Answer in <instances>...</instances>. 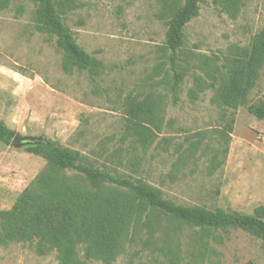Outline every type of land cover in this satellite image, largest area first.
Masks as SVG:
<instances>
[{
	"label": "rangeland",
	"instance_id": "374dc122",
	"mask_svg": "<svg viewBox=\"0 0 264 264\" xmlns=\"http://www.w3.org/2000/svg\"><path fill=\"white\" fill-rule=\"evenodd\" d=\"M74 0L61 15L75 43L100 61L95 78L86 72L67 75L56 38L35 28V6L29 0H8L0 9V122L27 139L20 146L0 143V210L45 168L43 158L25 151L27 144L49 141L76 152L79 161L112 175L143 182L162 199L181 207L221 209L243 215L264 206V121L245 107L236 111L211 102L212 89L189 97L195 77L221 67L233 48H246L264 29V0H240L235 16L200 0L199 15L183 30L177 56L183 70L178 99L169 92L170 52L163 51L168 23L183 0ZM209 60L205 66L200 60ZM147 96L159 102L160 131L142 149L128 130L127 106ZM264 102V66L259 70L247 105ZM231 124L227 154L219 132ZM202 134L195 137V134ZM199 141L189 156L191 142ZM219 153L222 165L210 162ZM82 182L75 172H65ZM149 229L139 223L122 241L112 264H168L160 253L164 243L180 249L178 264H264V241L241 230L218 231L199 255L197 228L181 226L164 215ZM0 264H58L55 251L39 253L36 241L0 246ZM86 264H103L87 261Z\"/></svg>",
	"mask_w": 264,
	"mask_h": 264
},
{
	"label": "trees",
	"instance_id": "16d2710c",
	"mask_svg": "<svg viewBox=\"0 0 264 264\" xmlns=\"http://www.w3.org/2000/svg\"><path fill=\"white\" fill-rule=\"evenodd\" d=\"M29 1L35 6L36 30L56 38V46L62 53L63 72L70 75L81 71L91 78L99 76L102 63L75 43L61 18L76 6L74 0ZM199 2L183 0V4L174 9L168 23L163 51L170 52L172 76L169 92L174 102L183 83L184 72L177 65V56L184 43L183 30L199 15ZM214 3L232 17L240 6V0H214ZM7 4L8 0H0V9ZM173 4L177 2L174 0ZM200 62L209 65L208 59ZM263 66L264 29L252 37L248 47L233 48L230 56L223 58L221 67L204 70L208 82L200 76L195 77L189 97L193 100L199 93L212 89L213 104L232 111L245 107L251 116L264 121V102L247 105V97ZM159 111L158 100L151 96L128 103V130L144 150L151 146L157 137L156 132L160 131ZM219 133L226 145L221 152L224 157L228 151L231 124ZM14 135L0 122V143L9 145ZM198 146L199 141L191 142L189 156L194 155ZM25 151L43 158L46 168L18 195L10 209L0 210V246L12 241H36L39 253L56 252L58 264H86L87 261L112 264L122 252V241L131 227L135 228L139 223L146 226L150 231L147 243L152 244L154 220L158 215L177 222L179 229L183 225L199 229L200 256L208 251L209 239L221 242L216 234L218 231L241 230L264 241V206L256 207L250 215L176 206L143 182L81 163L78 153L56 143L27 144ZM219 155L216 153L211 158L210 174L222 165ZM65 172H75L84 184L73 181ZM157 250L167 257L168 264L180 261L178 248H168L164 243Z\"/></svg>",
	"mask_w": 264,
	"mask_h": 264
},
{
	"label": "water",
	"instance_id": "95a60500",
	"mask_svg": "<svg viewBox=\"0 0 264 264\" xmlns=\"http://www.w3.org/2000/svg\"><path fill=\"white\" fill-rule=\"evenodd\" d=\"M26 141H27V139L21 137L19 134H15L14 137L12 138L11 142H10V145L11 146H20Z\"/></svg>",
	"mask_w": 264,
	"mask_h": 264
}]
</instances>
